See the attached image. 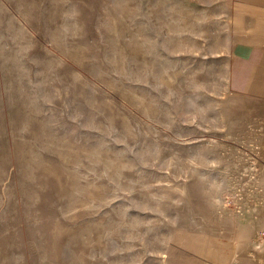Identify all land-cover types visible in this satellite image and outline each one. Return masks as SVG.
<instances>
[{"label":"rangeland","instance_id":"rangeland-1","mask_svg":"<svg viewBox=\"0 0 264 264\" xmlns=\"http://www.w3.org/2000/svg\"><path fill=\"white\" fill-rule=\"evenodd\" d=\"M257 17L0 0V264H264Z\"/></svg>","mask_w":264,"mask_h":264},{"label":"crops","instance_id":"crops-1","mask_svg":"<svg viewBox=\"0 0 264 264\" xmlns=\"http://www.w3.org/2000/svg\"><path fill=\"white\" fill-rule=\"evenodd\" d=\"M237 2H239V4H241V5H243L246 10H249L250 12H252L254 14H259L261 18L257 17L258 22L263 25V23H264V0H237ZM238 20H241V18L238 17ZM259 51L263 52V50H261V49H259ZM252 55H253V58L255 60H254V62L251 61L247 65V66H249V71H250L249 74L252 76L257 74L258 77H263V81H264V76H263L264 65H263L262 58H260V60L256 59V56L259 55L258 49L253 48ZM257 87H259V86H257ZM262 89H263L262 91H264V87Z\"/></svg>","mask_w":264,"mask_h":264}]
</instances>
